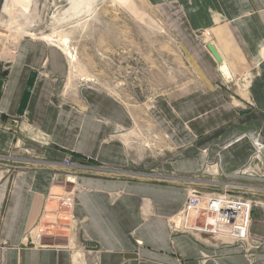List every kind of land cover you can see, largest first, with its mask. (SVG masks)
<instances>
[{"label":"crops","instance_id":"0c3cea01","mask_svg":"<svg viewBox=\"0 0 264 264\" xmlns=\"http://www.w3.org/2000/svg\"><path fill=\"white\" fill-rule=\"evenodd\" d=\"M151 1L170 21L197 74L192 88L150 101L151 126L168 141L165 153L132 154L125 133L107 136L132 122L125 103L96 86L81 85L57 100L67 58L39 38L20 39L9 64L0 67V153L18 143L10 130L16 125L24 138L28 132L45 145L48 163L72 154L89 158L95 164L89 168L129 172L166 162L177 184L80 174L67 202L60 196L66 187L52 180L61 175L57 164L2 170L0 264H264V0ZM210 42L222 63L208 50ZM247 165L253 175L238 174ZM185 176L202 188H221L216 182L229 180L238 183L236 191L261 201L243 243L184 229L185 220L181 229L171 228L186 200ZM65 217L78 234L64 228Z\"/></svg>","mask_w":264,"mask_h":264},{"label":"rangeland","instance_id":"374dc122","mask_svg":"<svg viewBox=\"0 0 264 264\" xmlns=\"http://www.w3.org/2000/svg\"><path fill=\"white\" fill-rule=\"evenodd\" d=\"M196 34L199 37L205 35L203 31ZM44 36L51 37L45 39ZM23 38H39L53 43L67 58V74L59 83L57 100L62 101L66 92L81 85L96 86L125 103L132 122L131 128L116 127L108 131L107 136L116 137L125 133V145L132 154L145 152L162 156L165 153L168 141L151 126L150 101L158 94L177 95L192 88L197 74L170 21L155 3L151 0H5L0 14L1 68L9 64L17 43ZM137 91L145 95L146 104ZM134 108L138 109V114ZM139 110L141 117L138 116ZM18 121L20 126L21 120ZM12 132L16 133L19 141L13 150L0 153V173L15 169L18 164L54 168L48 159H44L42 149L45 145L37 143L36 137L27 132L24 138L18 127ZM88 159H81L85 166L74 172L66 171L57 164V173L61 175L53 179L52 174V180L66 187L60 193L64 201L67 194L74 196L78 189L74 179L80 174L121 175L177 184L175 172L168 169L166 162L163 167L131 168L129 172H123L118 171V167L106 168L99 162L97 165L104 168H89L95 164L87 162ZM165 160L170 161L171 157ZM130 162L135 161L131 159ZM120 169L128 171L129 167ZM207 188L202 190H218ZM185 217H175L179 223H171V228L181 229L180 223ZM71 222L65 217L62 222L64 228L78 234V227ZM60 241L64 242L63 239Z\"/></svg>","mask_w":264,"mask_h":264},{"label":"built area","instance_id":"2783aa9c","mask_svg":"<svg viewBox=\"0 0 264 264\" xmlns=\"http://www.w3.org/2000/svg\"><path fill=\"white\" fill-rule=\"evenodd\" d=\"M11 121L13 124L18 123L16 118ZM16 127L14 125L10 130L15 131ZM49 163L53 167L55 164H60L66 171L71 172L85 166L80 158H74L70 154L60 161L54 160ZM238 174L253 175V170L247 165L240 168ZM56 178L54 175L53 179ZM180 179L184 180L183 182H188L186 200L182 212L179 214V216H186L184 229L222 235L227 239L241 243L247 239L253 207L261 203L255 195H252L251 192L236 191L238 183L229 180L223 181V183L216 182L222 184V187H218L215 192H206L202 190L201 182L191 180L192 177L185 176ZM65 199L67 202H71L73 197L67 194ZM188 219L191 221L190 224L187 223Z\"/></svg>","mask_w":264,"mask_h":264},{"label":"water","instance_id":"95a60500","mask_svg":"<svg viewBox=\"0 0 264 264\" xmlns=\"http://www.w3.org/2000/svg\"><path fill=\"white\" fill-rule=\"evenodd\" d=\"M207 48L208 50L210 51V53L213 55V57L215 58V60L218 62V63H222L223 62V58L222 56L219 54V52L217 51V49L215 48L214 44L213 43H207Z\"/></svg>","mask_w":264,"mask_h":264},{"label":"bare ground","instance_id":"6f19581e","mask_svg":"<svg viewBox=\"0 0 264 264\" xmlns=\"http://www.w3.org/2000/svg\"><path fill=\"white\" fill-rule=\"evenodd\" d=\"M23 0H19V2H22ZM51 37V36H50ZM50 37H48V36H44V38L45 39H50ZM65 41V40H64ZM72 58V57H71ZM221 69L223 70V69H225L227 72H229V70H228V68H227V66L226 65H222L221 66ZM230 73V72H229Z\"/></svg>","mask_w":264,"mask_h":264}]
</instances>
